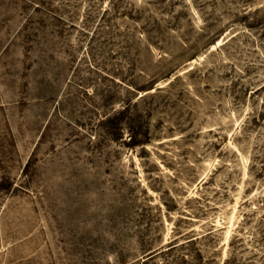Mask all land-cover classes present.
Segmentation results:
<instances>
[{
  "label": "rangeland",
  "instance_id": "rangeland-1",
  "mask_svg": "<svg viewBox=\"0 0 264 264\" xmlns=\"http://www.w3.org/2000/svg\"><path fill=\"white\" fill-rule=\"evenodd\" d=\"M0 264H264V0H0Z\"/></svg>",
  "mask_w": 264,
  "mask_h": 264
}]
</instances>
